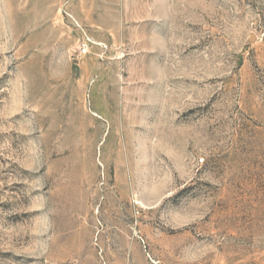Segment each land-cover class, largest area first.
Masks as SVG:
<instances>
[{
    "label": "rangeland",
    "instance_id": "374dc122",
    "mask_svg": "<svg viewBox=\"0 0 264 264\" xmlns=\"http://www.w3.org/2000/svg\"><path fill=\"white\" fill-rule=\"evenodd\" d=\"M0 264H264V0H0Z\"/></svg>",
    "mask_w": 264,
    "mask_h": 264
},
{
    "label": "built area",
    "instance_id": "2783aa9c",
    "mask_svg": "<svg viewBox=\"0 0 264 264\" xmlns=\"http://www.w3.org/2000/svg\"><path fill=\"white\" fill-rule=\"evenodd\" d=\"M86 52H87L86 45H83V46L80 48V53H81V54H85Z\"/></svg>",
    "mask_w": 264,
    "mask_h": 264
},
{
    "label": "bare ground",
    "instance_id": "6f19581e",
    "mask_svg": "<svg viewBox=\"0 0 264 264\" xmlns=\"http://www.w3.org/2000/svg\"><path fill=\"white\" fill-rule=\"evenodd\" d=\"M93 115L97 116L95 113Z\"/></svg>",
    "mask_w": 264,
    "mask_h": 264
}]
</instances>
